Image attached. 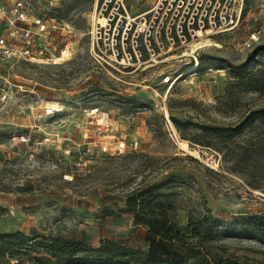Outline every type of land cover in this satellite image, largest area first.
<instances>
[{"label":"rangeland","instance_id":"1","mask_svg":"<svg viewBox=\"0 0 264 264\" xmlns=\"http://www.w3.org/2000/svg\"><path fill=\"white\" fill-rule=\"evenodd\" d=\"M159 1L126 0L137 26ZM96 3L26 0L29 19L18 26L36 29L38 18L46 24L31 44L3 21L18 53L0 58V234L21 230L95 246L114 239L148 249L147 228L134 224L125 198L154 183L183 225L189 213L208 210L223 221L264 214V116L234 134L264 108V0H245L235 29L181 47L162 34L163 45L151 38L150 52L140 34L143 57L132 64L93 52ZM253 31L257 39L247 47ZM203 38L220 46L196 48L197 63L193 45ZM211 243L214 253L264 264V244L251 236ZM0 264L62 263L42 251H7Z\"/></svg>","mask_w":264,"mask_h":264},{"label":"trees","instance_id":"2","mask_svg":"<svg viewBox=\"0 0 264 264\" xmlns=\"http://www.w3.org/2000/svg\"><path fill=\"white\" fill-rule=\"evenodd\" d=\"M260 116H264V108L252 110L235 126L234 134ZM161 186L154 183L125 198V208L133 213L134 224L147 228L148 249L130 247L121 240L103 239L95 246L82 239L17 230L0 234V253L9 251L14 256L21 251H42L62 264H82L77 261L90 259L98 264H249L231 254L214 253L211 242L220 237L251 236L264 244V214H240L223 221L208 210L200 215L189 213L183 225L175 217L174 205L162 199Z\"/></svg>","mask_w":264,"mask_h":264},{"label":"built area","instance_id":"3","mask_svg":"<svg viewBox=\"0 0 264 264\" xmlns=\"http://www.w3.org/2000/svg\"><path fill=\"white\" fill-rule=\"evenodd\" d=\"M8 1H12L9 7L7 2L0 0V58L18 53L14 40L3 27L5 19L12 28L9 32L13 35L19 32L27 44L40 39L46 30V24L42 23L40 18L34 19L36 29L18 26V20L29 19L25 10L26 0ZM244 3L245 0H160L150 13L141 15L142 25L137 26V17H130L126 0H97L94 24L90 31L92 50L110 64H132L143 57L136 39L140 34L145 35V45L150 52L156 51L151 38L154 37L156 45L161 47L163 43L159 39L162 34L171 45L181 47L189 40L196 42L201 37L235 29L240 22ZM7 12L11 15L8 16ZM130 32L134 39L129 47L125 40L130 36ZM256 39L257 32L253 31L244 43L249 47ZM28 49L26 47L25 53H29ZM196 51L193 58L198 63ZM183 74H169L163 77V81L174 82Z\"/></svg>","mask_w":264,"mask_h":264},{"label":"bare ground","instance_id":"4","mask_svg":"<svg viewBox=\"0 0 264 264\" xmlns=\"http://www.w3.org/2000/svg\"><path fill=\"white\" fill-rule=\"evenodd\" d=\"M192 44H193V43H192ZM207 45H209V46H210V45L220 46L219 43H217V42H212L210 38H206V39L203 38V40H201V41H199V42H197V43H195V44L193 45V47H194L193 49H194V51H195L196 48H202V47H205V46H207ZM67 53H69L68 50H63V55L66 56ZM192 69H195V66L192 67L190 70H192Z\"/></svg>","mask_w":264,"mask_h":264}]
</instances>
